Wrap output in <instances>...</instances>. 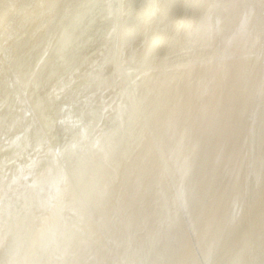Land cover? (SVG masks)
Instances as JSON below:
<instances>
[{
  "label": "bare ground",
  "instance_id": "obj_1",
  "mask_svg": "<svg viewBox=\"0 0 264 264\" xmlns=\"http://www.w3.org/2000/svg\"><path fill=\"white\" fill-rule=\"evenodd\" d=\"M0 264H264V0H0Z\"/></svg>",
  "mask_w": 264,
  "mask_h": 264
}]
</instances>
